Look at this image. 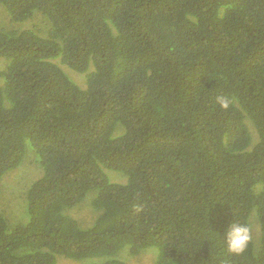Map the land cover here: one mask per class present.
Segmentation results:
<instances>
[{
    "label": "trees",
    "instance_id": "1",
    "mask_svg": "<svg viewBox=\"0 0 264 264\" xmlns=\"http://www.w3.org/2000/svg\"><path fill=\"white\" fill-rule=\"evenodd\" d=\"M0 4L49 24L0 29V181L28 150L42 170L26 221L0 214V264H128L125 246L157 248L156 264H264V0ZM90 191L96 216L80 227L65 210ZM253 210L257 252L252 238L229 252L224 230Z\"/></svg>",
    "mask_w": 264,
    "mask_h": 264
},
{
    "label": "rangeland",
    "instance_id": "2",
    "mask_svg": "<svg viewBox=\"0 0 264 264\" xmlns=\"http://www.w3.org/2000/svg\"><path fill=\"white\" fill-rule=\"evenodd\" d=\"M48 20L44 15L37 11H33L32 15L26 19L14 21L11 19L6 7L0 4V29H23L31 28L36 30L38 34L46 36L48 29ZM74 82L80 87H85V74L74 71L68 66L61 63L59 58L53 60ZM5 66V59L0 57V70ZM249 131L252 135V145L257 141L258 136L256 130L250 120H246ZM41 168L35 160V155L30 150L27 151L26 157L22 163L16 168L6 172L0 181V214H3L9 221L25 222L26 213V195L28 188L40 175ZM106 174L110 181L124 183L126 175L113 170H106ZM90 191L85 195L84 199L77 205L66 208V213L72 216L80 227L91 225L96 216V211L91 205ZM249 228L251 230V238L255 252H257L260 241V223L256 213L253 210L249 216ZM118 257L128 264H156L158 249L155 247H147L141 249L137 254L129 253L128 246L123 247ZM99 257L85 258L82 260H74L63 255L56 258V264H93L98 263Z\"/></svg>",
    "mask_w": 264,
    "mask_h": 264
},
{
    "label": "clouds",
    "instance_id": "3",
    "mask_svg": "<svg viewBox=\"0 0 264 264\" xmlns=\"http://www.w3.org/2000/svg\"><path fill=\"white\" fill-rule=\"evenodd\" d=\"M216 102L224 109H228L231 104V101L225 96H218ZM223 237L227 250L234 254H240L244 252L251 240V230L246 224L233 221L224 230Z\"/></svg>",
    "mask_w": 264,
    "mask_h": 264
}]
</instances>
